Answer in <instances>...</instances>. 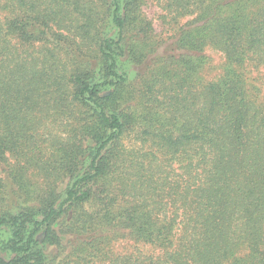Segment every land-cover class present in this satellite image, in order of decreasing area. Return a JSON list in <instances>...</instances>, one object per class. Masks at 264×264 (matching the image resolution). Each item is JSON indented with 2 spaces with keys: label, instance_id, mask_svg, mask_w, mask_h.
I'll return each mask as SVG.
<instances>
[{
  "label": "trees",
  "instance_id": "obj_1",
  "mask_svg": "<svg viewBox=\"0 0 264 264\" xmlns=\"http://www.w3.org/2000/svg\"><path fill=\"white\" fill-rule=\"evenodd\" d=\"M144 4L0 0V264H264V0Z\"/></svg>",
  "mask_w": 264,
  "mask_h": 264
},
{
  "label": "rangeland",
  "instance_id": "obj_2",
  "mask_svg": "<svg viewBox=\"0 0 264 264\" xmlns=\"http://www.w3.org/2000/svg\"><path fill=\"white\" fill-rule=\"evenodd\" d=\"M161 6L162 0H145V4L142 7V12L145 19L150 24L152 34H154L156 39L161 42V46H158L156 52V54L158 55L168 53L170 54L171 52L175 51V44H173V42L176 40L174 38L176 35V30L180 28L187 20V18L172 19V16L167 15L166 12L161 9ZM205 53L207 54V56H209V63L206 66L204 75L207 79H212L221 71L223 64L222 54L216 50H213L212 48H207ZM252 75H256V77H258L257 83L260 84L262 89L264 90V76L262 75V73L259 74V76L256 72L254 74L252 73ZM50 131L51 136L48 138V140H42V143H44L43 146L45 147H47L48 144H52V142H55L57 140V137L60 136V134L63 132L62 129L58 130L57 127L52 128ZM10 163H14L12 159L9 160V168ZM24 173L25 176L17 177L18 181L30 180L33 185L31 186V188L25 186H21L20 188L18 184H16L15 182L13 183L11 180H9V187L15 192V194L12 193L14 198L23 194L26 190L30 191V193H33L32 190H36L40 186V182L42 180L41 176H32L28 172ZM63 187L60 186L59 188L61 189ZM131 244L132 242L120 241V243H118L116 246V250L122 251L124 247H128Z\"/></svg>",
  "mask_w": 264,
  "mask_h": 264
}]
</instances>
